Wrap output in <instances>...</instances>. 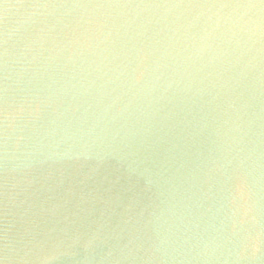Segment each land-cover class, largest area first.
<instances>
[{
    "label": "water",
    "instance_id": "1",
    "mask_svg": "<svg viewBox=\"0 0 264 264\" xmlns=\"http://www.w3.org/2000/svg\"><path fill=\"white\" fill-rule=\"evenodd\" d=\"M0 264H264V0H0Z\"/></svg>",
    "mask_w": 264,
    "mask_h": 264
}]
</instances>
